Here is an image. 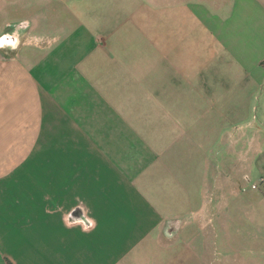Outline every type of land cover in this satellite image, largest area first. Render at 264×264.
Wrapping results in <instances>:
<instances>
[{"label":"crops","instance_id":"obj_1","mask_svg":"<svg viewBox=\"0 0 264 264\" xmlns=\"http://www.w3.org/2000/svg\"><path fill=\"white\" fill-rule=\"evenodd\" d=\"M5 34L0 264H264V0H0Z\"/></svg>","mask_w":264,"mask_h":264},{"label":"clouds","instance_id":"obj_2","mask_svg":"<svg viewBox=\"0 0 264 264\" xmlns=\"http://www.w3.org/2000/svg\"><path fill=\"white\" fill-rule=\"evenodd\" d=\"M17 43H18V40L8 38L7 34L0 36V48L9 46L14 49Z\"/></svg>","mask_w":264,"mask_h":264},{"label":"rangeland","instance_id":"obj_3","mask_svg":"<svg viewBox=\"0 0 264 264\" xmlns=\"http://www.w3.org/2000/svg\"><path fill=\"white\" fill-rule=\"evenodd\" d=\"M254 181H257L256 183L258 184V186L260 187V181H259V179L258 178H254ZM255 192H258V193H260L261 191L260 190H255Z\"/></svg>","mask_w":264,"mask_h":264},{"label":"built area","instance_id":"obj_4","mask_svg":"<svg viewBox=\"0 0 264 264\" xmlns=\"http://www.w3.org/2000/svg\"><path fill=\"white\" fill-rule=\"evenodd\" d=\"M261 180L263 181V179H261ZM257 186L258 185L256 183H253V185H252L253 188H257Z\"/></svg>","mask_w":264,"mask_h":264},{"label":"water","instance_id":"obj_5","mask_svg":"<svg viewBox=\"0 0 264 264\" xmlns=\"http://www.w3.org/2000/svg\"><path fill=\"white\" fill-rule=\"evenodd\" d=\"M8 35V34H7ZM9 37V36H8Z\"/></svg>","mask_w":264,"mask_h":264}]
</instances>
